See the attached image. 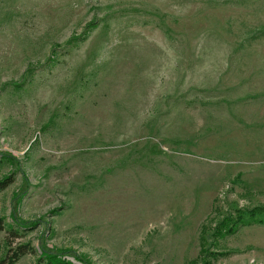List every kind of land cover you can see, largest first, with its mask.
I'll return each mask as SVG.
<instances>
[{"label":"rangeland","instance_id":"rangeland-1","mask_svg":"<svg viewBox=\"0 0 264 264\" xmlns=\"http://www.w3.org/2000/svg\"><path fill=\"white\" fill-rule=\"evenodd\" d=\"M7 175L0 264H201L203 225L264 205V0H0ZM205 246L264 264V225Z\"/></svg>","mask_w":264,"mask_h":264},{"label":"trees","instance_id":"trees-1","mask_svg":"<svg viewBox=\"0 0 264 264\" xmlns=\"http://www.w3.org/2000/svg\"><path fill=\"white\" fill-rule=\"evenodd\" d=\"M12 182V175H7L0 178V191L6 189ZM13 222L14 224H10V227L8 228L9 236L6 242L9 245L11 244L10 241H12L10 235L16 237L20 236L25 233L23 231L33 229L38 225L36 221H28L18 219L16 217H13ZM253 223L264 225V205L261 204L252 208H237L233 212L224 216L213 228L203 225L200 237V240L202 241L200 251L201 264H213V257L217 255V253L214 251L209 253L208 248L205 246L208 236H212L215 241H218L227 237L228 235L235 233L240 228V226L250 225ZM4 228V219L0 217V230ZM10 249L9 253L6 254L4 258H2L1 263L14 264L22 256L33 251V248L29 243L20 244L17 248L12 250ZM69 255L74 259L83 262L84 264H92L85 256L77 254L76 252L72 253L70 250L50 251L43 249L41 255H39L38 261H41L43 264H75L73 261L66 258V256ZM195 263H197V261L192 260V264Z\"/></svg>","mask_w":264,"mask_h":264}]
</instances>
